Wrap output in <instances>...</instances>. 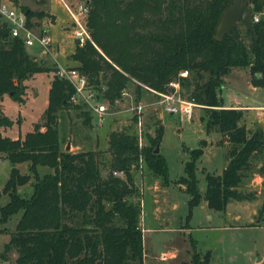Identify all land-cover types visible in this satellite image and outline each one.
I'll return each instance as SVG.
<instances>
[{"label":"trees","instance_id":"1","mask_svg":"<svg viewBox=\"0 0 264 264\" xmlns=\"http://www.w3.org/2000/svg\"><path fill=\"white\" fill-rule=\"evenodd\" d=\"M89 12L85 24L92 39L77 44L71 58L74 66L111 106L122 99L130 83L141 99L143 84L159 92H169L178 83L183 96L207 110L205 127L228 138L229 159L221 175L206 173L207 188L202 194L195 171L204 153L205 141L190 150L186 176L180 179L189 193L190 214L202 200L216 211H224L231 199H241L239 187L253 159L264 149V132L250 131L243 109L225 107L221 91L226 77L236 68L248 69L254 86H264V19L254 22L256 34L243 23L216 39L217 27L230 0H85ZM254 14L264 3L249 0ZM28 11V7H23ZM43 18L44 12L28 14ZM50 70L28 52L24 41L12 37L7 22L0 17V98L10 94L23 102L25 81L36 73ZM187 70L189 74L182 76ZM146 89V88H145ZM75 88L57 76L51 82L43 127L36 126L25 136H4L1 128L14 120L0 113V155L12 164L3 188L9 195L0 204V224L18 215L15 230L1 253L17 251L15 264H144V233L140 226L142 194L134 169L140 160L169 184L165 156L155 152L163 130L148 132L142 148L136 137L135 120L109 135L112 158L107 163L96 150L72 152L64 149L59 112L73 107L85 124L93 116L84 105L73 104ZM28 162V172L18 164ZM41 168H50L41 174ZM123 171L125 177L114 172ZM34 180L30 196L19 188ZM2 192H0L1 196ZM189 214V215H190ZM212 251L193 252V264H211ZM186 264V263H184Z\"/></svg>","mask_w":264,"mask_h":264},{"label":"rangeland","instance_id":"2","mask_svg":"<svg viewBox=\"0 0 264 264\" xmlns=\"http://www.w3.org/2000/svg\"><path fill=\"white\" fill-rule=\"evenodd\" d=\"M4 2L12 4L10 0H4ZM14 2L22 9L28 7L33 12L46 14L43 18L33 16L37 33L43 26L50 29V24L55 17L52 13L57 15L58 22L64 23L65 21L58 30L49 32L51 37L56 36L57 39L52 41L51 53L44 56L36 55L37 61L46 65L50 70L36 73L25 81L24 101H16L10 94H5L0 98V113L15 119V129L25 132L29 129L34 130L36 126L43 127L48 106V85L56 76L60 78L58 67L74 65L71 54L77 45L73 38V29L76 25L61 1L14 0ZM66 2L78 12L79 5L86 1L66 0ZM249 5L253 9V4L249 2ZM257 13L260 18L264 19V7ZM27 48L33 54L36 47ZM178 88L182 96L183 92L186 94L185 90L182 92L180 86ZM127 89L133 98L127 97L122 103L112 106L116 114L108 116L102 124L95 122L94 119L93 125L85 124L83 117L79 116L73 107L59 112L58 124L60 133L65 138L64 149L72 152L100 151L102 160L107 163L103 170L105 176L111 170L112 155L109 151V135L113 130H122L132 122L129 108L136 101V85L130 83ZM155 95L145 87L142 90L141 100L150 105L144 114L145 131L155 136L158 128H162L163 136L160 143L156 145L155 151L159 145L158 153L165 156L167 160L171 182L165 184L159 175L149 170L144 159L140 160V167L133 170L139 190L142 189V194L135 199H143L140 226L144 233V264H193V252L203 255L209 250L212 251L211 264H264V180L257 186L256 182L252 184L256 175H264V151L252 160V168L245 172L246 176L239 187L243 198L231 199L224 211L213 210L205 200H202L199 205L193 207L190 214V195L180 179L187 174L186 162L191 158L190 150L200 147L201 141L207 142L208 135L214 131L205 127L203 117L207 110L201 105H196L192 117L187 119L184 116L168 113L163 106L154 104ZM221 96L224 104L236 103V105L239 104L238 109L246 111L242 124H245L250 131L256 129L264 131V108L245 110L247 109L246 104L264 105V86L254 88L247 69L236 68L227 75ZM85 110L89 111L86 107ZM204 131H206L207 139L201 138ZM17 133L15 131L11 135L16 137ZM147 142L146 137V144ZM68 144H70L69 149H67ZM223 162L221 149L210 144L204 145V154L197 160L195 171L202 194H205L207 188L206 173L221 175ZM25 165L23 163L19 166L22 173L28 172V170L25 172ZM11 168L12 164L9 159L0 160L1 205L9 201V195L3 193V188L10 176ZM204 168H208L209 171H205ZM48 171L51 169L41 168V174ZM33 183L34 180L28 183L29 185L21 186L19 192L30 196L33 192ZM226 212H230V215ZM209 215H213V218ZM17 218L18 215H15L8 223L0 224V257L5 245L10 241L11 232L15 230ZM257 219H260L263 225L253 226L257 223ZM165 253L168 254L166 259L163 257ZM5 255L8 262L15 264L17 257L15 249L11 248ZM5 263L0 258V264Z\"/></svg>","mask_w":264,"mask_h":264},{"label":"built area","instance_id":"3","mask_svg":"<svg viewBox=\"0 0 264 264\" xmlns=\"http://www.w3.org/2000/svg\"><path fill=\"white\" fill-rule=\"evenodd\" d=\"M10 1L12 4L0 0V17L9 25L11 36L22 39L26 47L38 46L42 51L44 50L46 54L51 53L52 37L49 33L50 29L47 26H43L39 29L40 32L37 33L36 24L32 19L31 22L33 24H28L27 11L17 7L14 0ZM58 1H61L65 5L72 21L76 25V28L73 29V38L75 41L79 39V44L83 45L87 39H92L85 24V18L89 12L87 3H81L78 12H76L67 4L66 0ZM252 19L253 22H259L260 16L253 13ZM188 74L189 72L187 70L182 72V76H187ZM58 76L72 83L75 88V93L71 97V102L76 105H84L92 113L93 119L96 120L95 122L102 124L108 116L116 114L115 111L112 110L109 101L103 98L98 90L89 82L87 75L81 73L77 68L59 66ZM143 86L156 94V102L154 104L163 106L164 110L168 113L177 114L190 119L194 113L195 106L199 105L192 100L184 98L180 94L178 88L180 85L178 83H172V91L169 92H159L144 84ZM122 96V99L117 100V103H122L127 97L133 98V95L127 88L123 90ZM148 106L150 105L143 100L136 99L134 104L129 108L131 119L134 118L136 122V137L141 148L146 145L147 133L145 131L144 114ZM114 174L117 176L124 175L123 171H116ZM163 257L166 259L168 254L165 253Z\"/></svg>","mask_w":264,"mask_h":264},{"label":"crops","instance_id":"4","mask_svg":"<svg viewBox=\"0 0 264 264\" xmlns=\"http://www.w3.org/2000/svg\"><path fill=\"white\" fill-rule=\"evenodd\" d=\"M52 14H54L53 16H55L54 17V19H53V22L50 24V30L51 31H56V30H58L60 27H61V25H63L64 23H65V21H64V23H62V22H58L57 21V15L55 14V13H52ZM32 20H33V18H32ZM45 24H47V22L45 21ZM53 39H55V40H57L56 39V36L54 37H52V41H53ZM76 44V43H75ZM27 50H28V48H27ZM28 52H29V50H28ZM30 53V52H29ZM31 54V53H30ZM31 55H33V57H35L36 58V60L38 59V57L36 56V55H42V56H44V55H48V54H46L45 52H44V50L42 51L41 50V48L40 47H36L35 48V50H33V54H31ZM72 61L74 62V65H72L71 67H74V66H76L77 65V62H75L73 59H72ZM234 70H236V69H234ZM238 70H240V69H238ZM248 70V69H247ZM250 80H251V75H250ZM251 84H252V86L254 87V88H257V86H254L253 85V83L251 82ZM50 87H51V84H49L48 85V93H49V90H50ZM25 98V97H24ZM236 98V100H238V97L236 96L235 97ZM48 102V101H47ZM47 104V103H46ZM239 104H237L236 105V103H233V104H231V105H226L225 104V107H227V108H230V107H233V108H237V106H238ZM246 107H247V109H245V110H253V109H255V110H258L259 108H264V105L263 104H261V105H247L246 104ZM246 112V111H245ZM8 116V115H7ZM9 117V116H8ZM9 118H11L12 120H14L15 121V119H13L12 117H9ZM15 127H16V123H14V125L13 126H11V127H7V128H1V132L4 134V135H6V136H9V137H11V138H18L19 136H25L28 132H30V131H33V130H28V131H25V132H22L21 131V129H20V131L16 128L15 129ZM15 129V130H14ZM15 131H17L18 133H17V136L15 137V136H12L11 135V133H13V132H15ZM22 132V133H21ZM264 132V131H263ZM212 134H214V138H212ZM202 139H207V136H206V134H204L203 133V135H202V137H201ZM226 139H228L227 137H225V136H223L220 132H217V131H214V132H212L211 134H209L208 135V140H207V142H206V145H211V146H214V147H216V148H219V149H221L222 150V152H223V157H224V162H223V168H222V171H224V169L226 168V166H227V164H228V161H229V159H228V157H227V152H228V141L226 140ZM201 144H202V141H201ZM203 149H204V147H203ZM263 151H264V149H263ZM262 153V152H261ZM204 154V153H203ZM4 157L3 156H1L0 155V160L1 159H3ZM26 165H25V172H27V170H28V167H29V163L28 162H24ZM23 163H21V164H18L17 166L19 167V166H21ZM204 170L205 171H209V169L208 168H204ZM208 173V172H207ZM263 180H264V175L263 176H261V175H256V178L254 179V181H252V184H255L254 182H256V186H257V184H259V183H262L263 182ZM31 182V181H30ZM30 182H29V184H30ZM28 184V185H29ZM27 185V184H26ZM31 186V185H30ZM184 188H185V186H184ZM206 203H207V201H206ZM231 203V202H230ZM207 205H208V203H207ZM226 213H228L229 215H230V212H226ZM209 217L210 218H213V215H209ZM235 217V216H234ZM237 218V217H236ZM256 224L255 225H253V226H261V225H263V223L262 222H260V219H257L256 220ZM173 249H175V248H173ZM176 251H178V250H176ZM175 255H177V254H175Z\"/></svg>","mask_w":264,"mask_h":264},{"label":"water","instance_id":"5","mask_svg":"<svg viewBox=\"0 0 264 264\" xmlns=\"http://www.w3.org/2000/svg\"><path fill=\"white\" fill-rule=\"evenodd\" d=\"M230 1L231 5L223 11L220 17V21L217 27L216 39L222 40L224 35L240 22L249 29L253 30V32L256 34V28L252 19L254 11L249 5V0ZM259 1L264 2V0ZM27 13L29 14L30 10H28ZM75 43L79 44L80 40L77 39ZM169 91H172V88H170ZM204 134H206V131H204ZM69 148L70 144L67 145V149ZM155 152H159V145L157 146Z\"/></svg>","mask_w":264,"mask_h":264}]
</instances>
